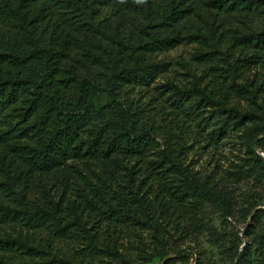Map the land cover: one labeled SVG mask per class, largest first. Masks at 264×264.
Here are the masks:
<instances>
[{
	"label": "trees",
	"instance_id": "obj_1",
	"mask_svg": "<svg viewBox=\"0 0 264 264\" xmlns=\"http://www.w3.org/2000/svg\"><path fill=\"white\" fill-rule=\"evenodd\" d=\"M257 148L264 0H0V264H264Z\"/></svg>",
	"mask_w": 264,
	"mask_h": 264
},
{
	"label": "rangeland",
	"instance_id": "obj_2",
	"mask_svg": "<svg viewBox=\"0 0 264 264\" xmlns=\"http://www.w3.org/2000/svg\"><path fill=\"white\" fill-rule=\"evenodd\" d=\"M228 26H229V24H228ZM183 55V53H182V51L181 52H179V53H175L174 54V56H173V58H176L177 56H182ZM184 55H186V53H184ZM257 134V130H256V128H254V126L253 127H250V128H248V130L247 131H245L244 132V134H239L238 136H237V138L239 139L238 141H237V146H238V148H243V141H246V139L247 138H249V137H252V136H254V135H256ZM259 138H262V137H259ZM236 142V141H235ZM235 142L233 143V145L235 144ZM230 152V148H228L227 149V153H229ZM257 152H258V154L257 155H260V156H262L263 157V159H264V154L260 151V149L259 148H257ZM216 224L217 225H219V221H218V219H217V222H216ZM207 247V246H206ZM193 263V262H192ZM151 264H157V263H151Z\"/></svg>",
	"mask_w": 264,
	"mask_h": 264
}]
</instances>
